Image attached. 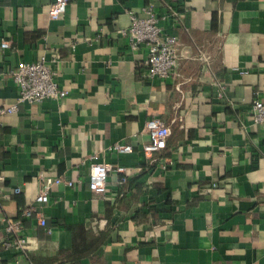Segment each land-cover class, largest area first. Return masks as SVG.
Segmentation results:
<instances>
[{"label":"crops","instance_id":"0c3cea01","mask_svg":"<svg viewBox=\"0 0 264 264\" xmlns=\"http://www.w3.org/2000/svg\"><path fill=\"white\" fill-rule=\"evenodd\" d=\"M52 2L0 0V108L18 98L22 60L46 56L69 90L0 115V264H264V125L250 114L264 98V0H70L59 18ZM150 4L180 40L174 78L145 76L146 46L121 33ZM152 117L171 127L156 161L135 138ZM94 161L127 181L112 170L107 195L94 192ZM40 170L75 184L52 188L47 226L24 221L28 248L5 245Z\"/></svg>","mask_w":264,"mask_h":264},{"label":"built area","instance_id":"2783aa9c","mask_svg":"<svg viewBox=\"0 0 264 264\" xmlns=\"http://www.w3.org/2000/svg\"><path fill=\"white\" fill-rule=\"evenodd\" d=\"M70 0H53L49 14L52 18H59L67 9ZM175 14V11H173ZM144 15H138L130 11L131 25L121 30L129 40V45L133 51H138L142 46L147 48V56L144 60L145 76L154 78H174L180 60V40L176 34L168 32L162 24V19L167 16H160L153 4L143 8ZM10 42L5 40L2 47L7 48ZM57 71L52 67L46 56H41L36 61H19L17 67L12 70V77L19 86L17 100L9 105L0 108V115L13 113L19 109V104L23 102L41 103L44 100L62 99L69 94V90L62 88L57 81ZM223 95V93H220ZM250 114L253 119L264 125V98H254ZM2 121L0 119V133ZM171 134V127L160 117H152L147 120L143 130L135 134L136 139H142L143 151L146 156L152 159L155 154L164 150L168 146V139ZM118 154L131 153L134 147L131 143L116 142L110 147ZM115 170L120 174L119 183L127 181V169L123 165L113 166L107 162L94 161L90 164L89 185L90 188L102 195L108 193V176L110 171ZM5 179L0 173V181ZM39 192L35 202L27 204L21 208L20 216L8 218L6 231L7 239L5 245H14L25 250L29 247L30 237L25 235L24 221L31 217H36L40 225L47 226L48 220L44 212V204L50 201L51 190L54 186L65 184L74 186L75 181L63 177L48 175L43 170L38 173ZM15 192H21L22 188L17 186ZM69 264V263H64Z\"/></svg>","mask_w":264,"mask_h":264},{"label":"trees","instance_id":"16d2710c","mask_svg":"<svg viewBox=\"0 0 264 264\" xmlns=\"http://www.w3.org/2000/svg\"><path fill=\"white\" fill-rule=\"evenodd\" d=\"M154 161H156V159H155ZM154 161H152V163H155ZM64 261H66V262L69 263V264H70V262H71V260H69V259H65Z\"/></svg>","mask_w":264,"mask_h":264}]
</instances>
